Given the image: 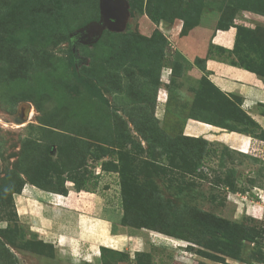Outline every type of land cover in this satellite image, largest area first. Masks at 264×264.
Returning <instances> with one entry per match:
<instances>
[{"label": "rangeland", "instance_id": "obj_1", "mask_svg": "<svg viewBox=\"0 0 264 264\" xmlns=\"http://www.w3.org/2000/svg\"><path fill=\"white\" fill-rule=\"evenodd\" d=\"M121 1L123 27L92 42L73 39L100 22L101 0H0V264H86L64 257L55 229L43 235L28 219L74 190L96 195H81L80 213H58L64 233L75 215L110 234L92 217L114 208L130 226L175 235L137 231L94 264H264V148L183 139L189 116L264 134L239 99L209 100L203 77V93L180 88V58L230 25L235 48L219 57L264 80V0Z\"/></svg>", "mask_w": 264, "mask_h": 264}, {"label": "crops", "instance_id": "obj_2", "mask_svg": "<svg viewBox=\"0 0 264 264\" xmlns=\"http://www.w3.org/2000/svg\"><path fill=\"white\" fill-rule=\"evenodd\" d=\"M195 30L190 33H193ZM199 32L204 35L209 34L206 30H199ZM190 33L184 37H189L191 35ZM236 34L237 30L235 28H231L227 31L217 30L208 39L207 44L204 46L201 45L200 49L192 55L183 51V49H178L177 52L179 54L183 55V52H186L184 57L186 56L187 60H183L182 62L183 69L180 77V88L181 91L187 92L191 88L198 86L200 82L199 80L202 77H205L226 96L240 98L242 101V109L250 116L257 126H259L260 130L264 132V80L257 74L246 70L245 68L226 62L219 57V53L216 50H233ZM182 38L183 37L178 38V40ZM197 59L204 62L202 67L196 63ZM192 133L196 136L209 135L213 137V140L224 143L226 146L238 149L239 151L242 148H264V140L261 138L247 136L238 132H229L225 129L194 120L189 121L184 134L189 137H196ZM259 133H261V131H259ZM83 194H88L89 196L96 195V193L92 194L91 192L86 191H69L67 195L64 196V200L67 199L65 202L66 204H59L54 207V203L58 201L59 198L57 199L55 197L56 195L53 194V196H49L53 197V202H50V206L45 205L44 207H40L36 214L37 216L35 214L32 216L28 214L30 217L28 219L31 221L32 225H34V228L40 229L38 232H41L43 235L48 232L51 234V231L54 229L59 233L57 238L58 247L60 248V251L65 253L64 257H68V259L72 261L74 258L80 257V263L83 262L86 264H92L95 261L103 262V251L112 250L120 252L118 245L122 244V242H120L121 239L123 237H136L137 231H134L132 228L124 227L122 225V216L119 215V213H115L114 208H108L112 209L113 212H110L108 209L98 208L105 216H93L92 218L101 223L108 224L110 234L103 231L105 228L103 224H98L96 222L90 223L88 221V218L90 217L81 216V219L80 216L76 217L75 215L74 217L71 216L73 221L68 223L71 227L69 232L72 230L71 235L69 232L64 233V229H60V226L67 223V217L65 220H59L56 219V217L58 213L60 214V211L64 209L69 212L67 216L71 215V213L79 212L73 207L78 203V200H81V195ZM41 202L40 206H43ZM55 219L57 220V222H55L58 225L57 228H55V226L54 228H50L51 225L53 226L52 220ZM61 238L64 239V242L60 243L59 239ZM69 239L73 242H78L77 245L74 244V247L77 246L79 248L78 252L76 251V253H72V244H70L71 241ZM113 243L116 244V249L111 248L113 246L110 244L114 245ZM71 263L79 264V262Z\"/></svg>", "mask_w": 264, "mask_h": 264}, {"label": "water", "instance_id": "obj_3", "mask_svg": "<svg viewBox=\"0 0 264 264\" xmlns=\"http://www.w3.org/2000/svg\"><path fill=\"white\" fill-rule=\"evenodd\" d=\"M100 11V22L88 26L85 31L79 34H75L73 40L96 42L104 30L116 31L123 27L126 9L121 0H101Z\"/></svg>", "mask_w": 264, "mask_h": 264}, {"label": "trees", "instance_id": "obj_4", "mask_svg": "<svg viewBox=\"0 0 264 264\" xmlns=\"http://www.w3.org/2000/svg\"><path fill=\"white\" fill-rule=\"evenodd\" d=\"M231 28H235L236 30H237V34H236V38H237V35H238V27L237 26H233V25H230L229 27H228V29H225V30H222V31H227V30H229V29H231ZM245 29H247V28H245ZM70 38H71V36H70ZM71 40V39H70ZM234 48H235V46H234ZM234 48H233V50H234ZM233 50H231V51H233ZM231 51H226L225 50V52H231ZM179 59V58H178ZM180 61L181 62H183V59L182 58H180ZM198 62H200V65L199 66H203V64H204V62L203 61H201V60H196V63H198ZM233 64V63H232ZM233 65H236V64H233ZM70 66L72 67V69H73V74L75 75V77L76 78H78V79H81V82L83 81H85V78H83V77H80L77 73H76V71H75V60H74V57H73V54H71V56H70ZM182 67H183V64H182ZM240 67H242V68H244L243 66H240ZM245 69L246 70H249V71H251V72H253V73H255V74H257L258 76H260L259 75V73L255 70V69H249V68H246L245 67ZM261 77V76H260ZM203 79H205L206 81H208L205 77H203L202 78V80ZM201 82V81H200ZM199 82V84H198V86H196L194 89H193V91L195 90V93H197V92H199V93H203L204 91H202L201 89H199L200 88V86H201V83ZM212 88H213V90L215 91V94H216V96L215 97H209L208 99L209 100H214V99H216V98H218L219 96H221V97H223V98H225V99H227V100H232V99H234V98H237V97H228V96H226L223 92H221L219 89H217L214 85H212ZM90 90V93H92L95 97L96 96H98L101 92H100V90L98 89L97 90V92L96 91H94V89H89ZM237 99H239L240 100V103H239V109L241 110V112L244 114V116L251 122V123H253V124H255L256 125V128H257V133H256V135H259V134H264V132H262V130H260V128H259V126H257V124L250 118V116L249 115H247L246 113H245V111H243L242 109H241V105H242V101H241V99L240 98H237ZM232 102V101H231ZM190 117V119H192V120H196V119H194L193 117H191V116H189ZM204 123V122H203ZM205 124H207V123H205ZM209 125H213V126H216V125H214V124H210V123H208ZM216 127H219V126H216ZM220 128V127H219ZM223 129H225V130H227V131H229V132H238V133H241L238 129H229V128H227V127H223ZM259 131H261V133H259ZM184 138V140L185 141H189L190 139H192V138H190L189 136H183ZM261 138V137H260ZM261 139H263V138H261ZM264 140V139H263ZM79 191V190H78ZM80 191H82V190H80ZM87 192V191H86ZM125 218L123 217L122 218V225L124 224V225H126L127 227H131L132 229H134V230H136V231H149V232H155V233H161V234H164V235H167V236H175L174 234H172V233H170V232H168V231H166L165 229H161V228H158V226H146V225H141V226H139L138 228H136V227H133V226H130V225H128L127 223H125V220H124ZM108 252H116V251H112V250H109ZM116 253H119V252H116Z\"/></svg>", "mask_w": 264, "mask_h": 264}]
</instances>
